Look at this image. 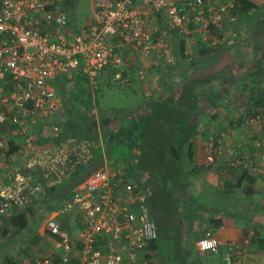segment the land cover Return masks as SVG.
<instances>
[{
  "label": "built area",
  "instance_id": "built-area-1",
  "mask_svg": "<svg viewBox=\"0 0 264 264\" xmlns=\"http://www.w3.org/2000/svg\"><path fill=\"white\" fill-rule=\"evenodd\" d=\"M245 1L90 0V17L71 24L59 0H0V218L24 213L32 233L22 235L28 242L36 238L34 246L26 243L27 255L15 248L11 264L154 263L148 246L157 231L145 194L124 172L106 166L100 138L94 146L99 167L60 197L69 167L92 158L88 144L37 152L35 143L41 130L52 137L59 131L64 108L55 89L62 79L66 90L73 89L74 75L90 85L110 69L114 81L131 85L133 78L121 71L126 55L173 67L176 39L218 49L244 17L237 11ZM250 147L229 166L264 180V145L255 140ZM206 150L212 163V136ZM52 189L59 191L57 201L46 199ZM252 236L250 231L242 243ZM218 247L209 233L196 243L202 254H217ZM222 262L243 264L231 250Z\"/></svg>",
  "mask_w": 264,
  "mask_h": 264
},
{
  "label": "trees",
  "instance_id": "trees-1",
  "mask_svg": "<svg viewBox=\"0 0 264 264\" xmlns=\"http://www.w3.org/2000/svg\"><path fill=\"white\" fill-rule=\"evenodd\" d=\"M59 7L68 16L71 24L77 21L74 15L70 14V10L73 7L72 0H59ZM256 8L255 0L245 1L242 2L237 13L241 12L246 14ZM262 29L264 30V26ZM218 49L211 50L201 46L195 56L187 57L184 53V39H176L172 43L175 65L164 68L163 71L166 73V77L163 80V85L171 88L177 81L181 80L180 82L185 83L193 77L195 78L200 71L215 65L218 59L217 56L220 54ZM262 56L264 57V48L262 49ZM74 77L76 84L73 92L66 90L64 86V82L66 81L64 79L60 81L61 83L57 88L63 100L64 108L62 120L58 123V133L52 137L50 134L44 133L41 130V135L39 134L35 143L36 151L41 152L51 145L55 147H61L63 145L72 147L80 144V142L88 144L90 152L93 155L92 158L85 165L81 164L69 167L67 170L69 176L64 184L66 185L77 179L93 164L101 162L98 151L94 148L98 144L99 138L101 143L103 142L102 144H104L108 155L115 147L122 146L125 148L128 151V155L123 158L124 165L121 170L124 172L128 181L132 179L131 184L136 189L143 190L149 208V214L156 226L157 239L148 246L149 251L152 253L153 264H202L204 260L198 255L194 246L202 236L199 237L196 231L197 229L193 227L182 230L180 224L174 221L170 226V229L175 234V237L170 241V251L169 248L166 249L163 246V241L167 236L164 235L165 233L162 232L156 223V219L153 217V205L155 206V202H158L162 190L160 189L158 191L159 193H155L146 185L147 180L153 179L152 183L157 180L163 189L165 186H168L171 192L166 193V189H164L165 193H163V196H166L165 199L168 202H172L173 195L179 194V192L186 193L188 187L194 184L201 176L200 173H207L209 171L208 166H197L195 161L194 148L199 138H204L205 133L200 134L198 128L199 123L193 122V111L189 108L187 109L185 105L183 110L184 115H181L180 120L173 118L163 120L158 118L156 120V117L151 116L134 118L132 116L134 112L125 110L120 112L114 110V113L105 114L99 101L96 98L94 100L91 99L87 87H83L82 82L86 80H81L77 75H74ZM194 83L202 85L204 89L201 91L200 96L207 99L208 103L216 108V101L219 100V95H212V88L206 84L207 79L197 78L193 80L192 84ZM262 95L254 96L253 101L256 106L262 103ZM94 107L96 114L93 111ZM153 113L156 116L161 115L158 108L154 109ZM157 121L160 123H156ZM150 139L157 140V142L151 145V143H148ZM142 147L144 150H148L149 148L152 159L156 157V160L145 161L144 152L141 154L140 151ZM13 151L14 148H11V152ZM132 158L134 159L132 160ZM147 158L150 159L149 157ZM143 163L145 166L140 167L139 165ZM137 166L140 169L139 174L135 170ZM148 168H151V170L154 169L156 172L152 173L150 171L149 173ZM226 170L227 176L230 179L227 181L223 180L222 188L216 191L219 194L217 197L219 204H216L218 206L211 207L208 205L209 202L200 205V203L196 204L194 200L187 212L190 213L194 210L195 214H198L208 211L210 224L214 228H217L221 224L222 219L231 220L234 224V221L242 218L243 225L240 228L243 229V236H247L250 231L253 232L250 243L257 247L259 251L264 252V227L257 222H253L250 217H246L245 215L242 217L240 214L232 213L231 210L239 211L235 205L238 202L233 203L231 200L232 198H236L239 189H242L241 194L244 196L243 198L253 194L255 177L250 176L241 167L232 168L231 166H226ZM242 186L244 189L241 188ZM53 191L54 189L47 192L46 199L51 198L50 200L57 201L59 191L55 193ZM41 205L46 210L50 208L45 203ZM253 207L255 206L253 205ZM229 209L230 211H228ZM184 216L185 219L183 220L185 222H191L189 214L184 215L182 213L180 215L178 213V219ZM29 224L30 222L24 213L16 212L8 219L0 218V242L16 243L18 239L23 242L24 240L21 237L23 236L22 233L26 231L27 233L31 232ZM162 239L163 241L161 242ZM27 242L28 240L25 243ZM28 244L30 246L36 245V238L31 239ZM20 250L22 254H28V249ZM9 257L10 254H5L2 263L11 264Z\"/></svg>",
  "mask_w": 264,
  "mask_h": 264
},
{
  "label": "crops",
  "instance_id": "crops-1",
  "mask_svg": "<svg viewBox=\"0 0 264 264\" xmlns=\"http://www.w3.org/2000/svg\"><path fill=\"white\" fill-rule=\"evenodd\" d=\"M255 4L257 8L243 14L244 17L239 19L237 26L231 32L230 39L218 49L220 54L217 56L215 65L200 71L195 78L193 77L185 83L180 82L181 80L177 81L180 83L179 86H175V89L171 87L155 90L150 98L144 97L143 102L135 110H131L134 112L132 113L134 118L151 116L156 117V120L158 118L160 120L169 118L180 120L185 105L187 109L193 111V122L199 123L200 134L205 133L204 138H199L194 148L195 161L197 160V166L202 164L204 167L208 166L209 171L202 175L203 180L201 177L198 178V185L189 186L186 193L175 194L181 203H188V208L195 200L196 195L200 192H208L206 188L209 187L208 185L212 184L214 191L222 188L223 180L230 179L226 174L228 170H226V166H229L231 162L243 159L246 153L251 150L250 146L253 141L258 140L264 145V122L255 120L256 116L264 117V57L262 56L264 0H255ZM198 49V47L188 46L185 43L184 53L187 57H192L196 55ZM150 61L156 62L155 58H151ZM149 68L152 73L154 68ZM160 74L163 75L162 77H166L164 73ZM197 78L207 79L206 84L212 88V95H219L216 108L212 107L207 99L200 96L204 89L202 85L192 84L193 80ZM260 94H263L262 103L256 106L253 98ZM209 96L211 95L209 94ZM151 97H155L154 102L151 101L152 105L148 101ZM157 108L161 115L156 116L153 113ZM210 136L214 142V161L205 164L198 161V157L202 156L198 152L200 149L202 151L206 149L207 139ZM210 180L212 183L209 182ZM238 192L241 193L242 189ZM256 194L261 195L259 210L264 213V180L262 179L255 178L252 196ZM241 197L237 195L231 200L233 203L249 202V197L244 199ZM202 204L205 202H200V205ZM206 213H198L200 219L190 218L191 222H185L184 216L181 219L184 223L183 226L180 222L182 230L193 227L197 229L199 237L209 233L217 238L219 242L217 254H202L198 252L197 242L195 243L198 255L204 260L202 264H223L222 258L228 250L240 258L243 264H264V252L259 251L250 241L247 245L242 243L243 238L246 237L243 236L242 228L234 227L233 222L227 219H222L221 224L214 228L210 224L208 213ZM261 216L264 215L256 214L254 219L259 218V220L253 222L264 227V219L261 221L260 218H263ZM6 251V254L11 253L8 252L9 250Z\"/></svg>",
  "mask_w": 264,
  "mask_h": 264
},
{
  "label": "rangeland",
  "instance_id": "rangeland-1",
  "mask_svg": "<svg viewBox=\"0 0 264 264\" xmlns=\"http://www.w3.org/2000/svg\"><path fill=\"white\" fill-rule=\"evenodd\" d=\"M72 1H73V7L70 10L71 12L70 14H73L74 17L77 19V21L87 20L90 17V8H91L90 0H72ZM149 61L150 60L140 62L134 56L126 55L124 59V63L121 66V71L123 75L133 78V82L131 85H122V84H119L117 81H114L111 78L113 72H111L112 70L109 69V70H104L103 72H101L100 76L94 80L95 84L88 85L87 81L82 82L83 87L85 88L87 87V91L91 99L94 100V98H96L99 101V104L104 110L105 114L112 113V112L114 113V110H117L119 112L122 110H125V111L135 110L137 106H139L140 103L143 102L144 97L146 99L150 98V95L155 90L167 88L166 85H163V80H165V78L162 77L163 75L160 74V73H164L163 70L165 66H161L160 63H156V62L154 63L152 61L150 62ZM145 63L146 65H144ZM149 67L154 68V70H152L153 71L152 73H150L151 69ZM139 71L142 72L141 76L138 74ZM73 80L75 81V79ZM179 83L176 82L173 88L175 89L177 86H179ZM67 91L73 92V89L69 88ZM55 93L59 95V90L57 88L55 89ZM153 100H155V97L154 98L151 97V99H149L148 101L151 104V101ZM93 111H94V114H96L95 107L93 108ZM157 123H160V122H157ZM154 142H157V140L150 139V141H148V143L149 144L151 143V145ZM102 145L103 147H105L104 144ZM143 150L144 148L142 147L140 151H141V154L144 152L145 161H150L154 159L156 160V157L152 159V154L150 153L149 148L148 150H144V151ZM198 153L202 155L201 157H198V161L207 164L208 163L206 160L207 150L203 149L202 151L200 149ZM127 155H128V151L125 148H123L122 146L115 147L114 149L110 151L108 155V158L106 160V166L108 168H113V169L115 168V169L122 171L121 169L123 168V165H124L123 158ZM147 157H149L150 159H148ZM133 159L134 158H132V160ZM139 166L142 167L145 165L143 163ZM139 166L135 167L136 173L138 174L140 173ZM150 171L152 173L156 172V170L154 169L151 170V168H148L149 173ZM200 175L201 176L204 175V172L200 173ZM201 180H203V177H201ZM129 181L131 183L132 179H129ZM152 181L153 179L147 180L146 182V185L151 189L152 192L154 191L155 193H159L158 191H160V189L162 190V192L160 193L158 202H155V206L153 205V217L154 219H156V223L159 226V228H161L162 232L165 233L164 235L168 237V238L166 237L164 241L163 239L161 240V242L162 241L164 242L163 246L166 249H168L171 239L175 237V234L170 229V226L174 221H177L178 224H180V221L182 219V218L178 219L179 218L178 213L182 215L181 213L182 211L184 215L189 214L190 218H194L196 220L200 219V216L198 214H195L194 210L188 213L187 212L189 209L187 207L188 203H181L177 199V196L175 195H173L172 202L171 201L168 202L167 199H165L166 196L165 197L163 196V193H165L164 189H166V193L171 192L170 188L168 186H165L163 189L160 187V184L157 180H155L153 183ZM197 181L198 179L196 180V182L193 181L194 182V184H192L193 187L198 185ZM209 182L212 183L211 180ZM208 186L209 187H206L208 189V192H203V193L200 192L198 195H196L195 200L200 201V202L204 201L205 203L209 202L208 205L211 207L218 206L216 204H219V200L217 198L219 194L216 193V191H214V187H212V184ZM238 195L240 197L242 196L241 198L244 197L240 192H238ZM248 200H249V203L248 202H241V203L236 202L237 203L235 204L237 207L236 209L239 211H236L230 208L232 210V213H235L238 215L240 214V216L242 215V217L245 215L246 217H250L252 221L259 220V218L258 219H254V218L256 214L264 215V213H262L261 210H259L261 207V195L260 194H256L253 196L251 195L249 196ZM197 201H195L196 204H198ZM252 204L255 207H253ZM182 208L184 209L181 210ZM230 209L228 211H230ZM261 217L263 218H260V220L263 221L264 216H261ZM181 225L183 226L184 223L181 222ZM233 225L234 227H239V228L242 227L243 225L242 218L234 221ZM21 237L24 240L23 242L22 241L16 242V243L6 242L7 244L0 242V262L2 261V259H4L5 254L7 252L6 250H9L8 252H11L10 254L14 257L15 256L14 250L16 247H17L16 249H25L26 240L24 239V236H21ZM169 251H170V248H169Z\"/></svg>",
  "mask_w": 264,
  "mask_h": 264
},
{
  "label": "water",
  "instance_id": "water-1",
  "mask_svg": "<svg viewBox=\"0 0 264 264\" xmlns=\"http://www.w3.org/2000/svg\"><path fill=\"white\" fill-rule=\"evenodd\" d=\"M99 167V163H95L92 166H90L87 170H85L77 179H75L74 181H72L71 183L67 184L63 190L60 192L59 197L60 196H64L68 190H70L75 184L83 181L85 179V177L91 173L92 171L96 170ZM182 222V220L180 221Z\"/></svg>",
  "mask_w": 264,
  "mask_h": 264
}]
</instances>
